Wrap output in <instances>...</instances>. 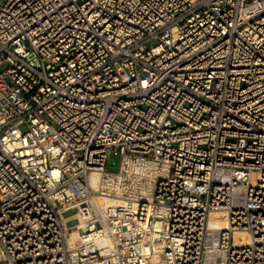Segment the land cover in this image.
<instances>
[{
	"label": "built area",
	"instance_id": "2783aa9c",
	"mask_svg": "<svg viewBox=\"0 0 264 264\" xmlns=\"http://www.w3.org/2000/svg\"><path fill=\"white\" fill-rule=\"evenodd\" d=\"M0 264H264V0H0Z\"/></svg>",
	"mask_w": 264,
	"mask_h": 264
},
{
	"label": "rangeland",
	"instance_id": "374dc122",
	"mask_svg": "<svg viewBox=\"0 0 264 264\" xmlns=\"http://www.w3.org/2000/svg\"><path fill=\"white\" fill-rule=\"evenodd\" d=\"M121 164V155L119 153L117 154H112L109 163H108V170L112 172H117L120 168Z\"/></svg>",
	"mask_w": 264,
	"mask_h": 264
},
{
	"label": "bare ground",
	"instance_id": "6f19581e",
	"mask_svg": "<svg viewBox=\"0 0 264 264\" xmlns=\"http://www.w3.org/2000/svg\"><path fill=\"white\" fill-rule=\"evenodd\" d=\"M211 223L214 226H224L227 223V218L225 213H214L211 216Z\"/></svg>",
	"mask_w": 264,
	"mask_h": 264
}]
</instances>
